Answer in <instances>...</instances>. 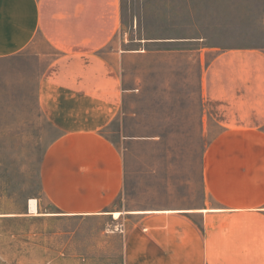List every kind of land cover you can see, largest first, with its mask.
<instances>
[{
    "label": "crops",
    "instance_id": "0c3cea01",
    "mask_svg": "<svg viewBox=\"0 0 264 264\" xmlns=\"http://www.w3.org/2000/svg\"><path fill=\"white\" fill-rule=\"evenodd\" d=\"M119 26V0H0V59L36 38L56 52L36 87L59 132L39 165L43 215L111 218L123 264H264V51L212 47L203 64L200 50V133L213 131L194 178L132 175L104 133L127 93L125 53L104 54Z\"/></svg>",
    "mask_w": 264,
    "mask_h": 264
},
{
    "label": "rangeland",
    "instance_id": "374dc122",
    "mask_svg": "<svg viewBox=\"0 0 264 264\" xmlns=\"http://www.w3.org/2000/svg\"><path fill=\"white\" fill-rule=\"evenodd\" d=\"M119 6L120 26L104 54L125 53L118 69L127 93L122 115L104 133L122 150L128 174L155 168L194 178L213 131L200 133V50L203 64L212 47L264 51V0H119ZM55 54L36 38L0 59V264H123L122 232L111 218L43 215L39 165L59 132L42 115L36 87Z\"/></svg>",
    "mask_w": 264,
    "mask_h": 264
},
{
    "label": "bare ground",
    "instance_id": "6f19581e",
    "mask_svg": "<svg viewBox=\"0 0 264 264\" xmlns=\"http://www.w3.org/2000/svg\"><path fill=\"white\" fill-rule=\"evenodd\" d=\"M35 209H36V203H35V200L31 199V200L29 201V210H30L31 212H34ZM116 216H118V213H117V212L114 213V217H116Z\"/></svg>",
    "mask_w": 264,
    "mask_h": 264
}]
</instances>
